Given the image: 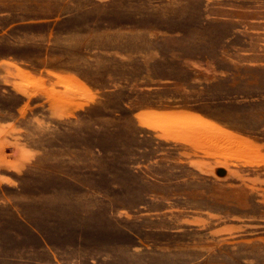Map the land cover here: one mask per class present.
I'll use <instances>...</instances> for the list:
<instances>
[{"label": "rangeland", "instance_id": "obj_1", "mask_svg": "<svg viewBox=\"0 0 264 264\" xmlns=\"http://www.w3.org/2000/svg\"><path fill=\"white\" fill-rule=\"evenodd\" d=\"M0 264H264V0H0Z\"/></svg>", "mask_w": 264, "mask_h": 264}, {"label": "water", "instance_id": "obj_2", "mask_svg": "<svg viewBox=\"0 0 264 264\" xmlns=\"http://www.w3.org/2000/svg\"><path fill=\"white\" fill-rule=\"evenodd\" d=\"M216 174H217L218 176H223V175L225 174V170H224V169H218V170L216 171Z\"/></svg>", "mask_w": 264, "mask_h": 264}]
</instances>
